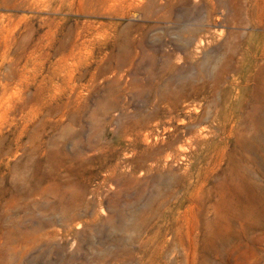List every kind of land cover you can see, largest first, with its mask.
I'll return each instance as SVG.
<instances>
[{"label": "rangeland", "instance_id": "obj_1", "mask_svg": "<svg viewBox=\"0 0 264 264\" xmlns=\"http://www.w3.org/2000/svg\"><path fill=\"white\" fill-rule=\"evenodd\" d=\"M132 1L88 16L0 0L29 26L0 41V264H264V137L244 148V115L219 111L264 0Z\"/></svg>", "mask_w": 264, "mask_h": 264}, {"label": "bare ground", "instance_id": "obj_2", "mask_svg": "<svg viewBox=\"0 0 264 264\" xmlns=\"http://www.w3.org/2000/svg\"><path fill=\"white\" fill-rule=\"evenodd\" d=\"M15 3L13 7L15 9L25 10L26 12H44V11H59L64 6H71L76 10L77 13L81 15L88 16H100L104 15L108 11H112L114 9H120L124 5L133 6L134 2L132 0H13ZM210 1V0H208ZM234 0H225L223 5H230ZM213 2V1H212ZM211 3V1H210ZM212 4V3H211ZM150 5V4H149ZM213 5V4H212ZM8 6V5H7ZM260 7V6H259ZM259 11L264 14V8L261 6ZM235 12V10H234ZM256 14V13H255ZM260 16H256V22L262 24V20ZM43 21H46L44 19ZM24 22V28L26 30L29 29L28 26V18L23 19L18 18L17 21L10 15L0 16V41L3 42V49L7 48V44L9 40H12L15 35V30L17 26ZM241 22V21H240ZM28 26V27H27ZM196 30H194L195 32ZM198 31V30H197ZM200 32V31H198ZM232 50L235 51V47L232 46ZM248 53L252 55L247 57ZM241 59V67L244 71V77L241 81L242 88L240 89V93L238 94V99L235 104H233V109L231 112L227 113V102H223L220 108L219 116L223 119L224 122H232L234 117H238V114L241 112L243 114L242 122L245 123V126L242 128V132L238 130L235 131L238 141L241 140L242 146L244 148H248L252 143L256 142L257 139L264 137V65L259 67L257 65V60H264V34H257L254 38L251 35L247 37L245 40V47L242 52ZM230 61L221 68V73L226 72L227 69L230 68ZM254 72V73H253ZM3 86V85H2ZM218 115L215 116L217 119ZM173 119V118H170ZM177 121V120H176ZM183 124L182 120H178ZM197 122V121H196ZM224 127L220 130L223 135L222 142H225L227 138L231 136L233 133V127L231 124H224ZM169 128L165 129L168 130ZM193 134V131H189ZM158 134H155L152 131H147L143 135V141L145 143H150L151 139L155 142L160 141L164 143L163 138H159ZM169 145V144H168ZM171 147V145L167 146ZM158 154H161V148L157 150ZM236 155L235 152L229 155V161L233 164V169L235 170L245 162H252L253 158L248 155L247 150H242V152ZM171 156L166 155L165 160H170ZM157 159V160H156ZM158 161V158H155L154 161ZM155 163V162H154ZM152 163L151 165H153ZM236 177H238L236 175ZM235 184V188L237 189L242 185L239 180Z\"/></svg>", "mask_w": 264, "mask_h": 264}]
</instances>
